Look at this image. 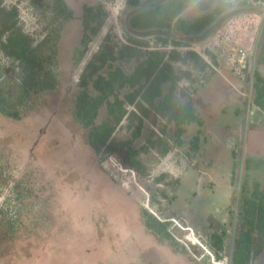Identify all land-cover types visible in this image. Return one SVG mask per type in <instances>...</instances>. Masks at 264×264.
I'll use <instances>...</instances> for the list:
<instances>
[{
    "label": "rangeland",
    "instance_id": "rangeland-1",
    "mask_svg": "<svg viewBox=\"0 0 264 264\" xmlns=\"http://www.w3.org/2000/svg\"><path fill=\"white\" fill-rule=\"evenodd\" d=\"M64 1L74 19L60 32L56 90L44 95L40 106L21 121L0 116V149L12 166L1 178L0 208L11 212L18 206L11 188L25 179L27 185L35 182L36 197L23 207L39 216L34 220L35 233L23 230L13 237L0 216V264H231L234 239L244 229L242 197L255 182L264 190V111L252 102L254 73L264 79V0H232L228 12L187 40L196 43L194 47L165 48L180 53L171 62L175 74L186 73L177 83L174 101L190 95L204 125L199 149L193 152L189 142L197 125L184 126L178 145L173 124L151 112L130 147L139 149L150 131L160 134L164 127L170 149L163 158L152 152L140 155L143 174L126 165L127 147L111 155L94 154L86 130L73 121L70 109L81 70L106 33L121 42L134 36L151 47L157 46V35L166 33L130 29L128 18L138 9H127L125 0ZM98 3L108 16L81 62L74 65L82 6ZM215 3L199 0L181 18L192 21L209 13ZM3 4L17 7L23 30L35 39L56 26L51 23L48 0H3ZM175 40L183 42L179 37ZM202 49L216 56L217 65ZM239 51L245 52L244 58ZM188 52H196L205 66ZM118 64L126 73L135 65L133 61ZM0 68H5L6 79L12 77L10 62L1 56ZM168 88L164 84L163 94ZM105 116L102 107L96 122ZM125 126L123 121L115 136H130ZM142 209L168 224L171 240L158 239L144 227ZM221 231L225 234L218 249L215 238ZM250 264H264V246Z\"/></svg>",
    "mask_w": 264,
    "mask_h": 264
},
{
    "label": "trees",
    "instance_id": "trees-1",
    "mask_svg": "<svg viewBox=\"0 0 264 264\" xmlns=\"http://www.w3.org/2000/svg\"><path fill=\"white\" fill-rule=\"evenodd\" d=\"M199 0H125L129 10H137L128 18V27L139 32H164L155 37L157 46L151 47L146 40L126 36L125 42L114 40L111 33H106L97 50L90 56L81 70L77 80L78 90L74 96L70 115L73 121L86 130V141L94 154H114L125 150L126 165L138 174L145 173L140 155L154 153L158 158L169 152V144L163 134L150 131L145 143L139 149L130 147L140 135L143 121L153 112L155 117L165 119L174 126V138L182 144L181 136L184 126L195 124L197 134L191 138L189 147L197 152L200 146V129L204 122L194 108L190 95H184L181 102H175V90L180 78H186L182 72L177 76L171 64L180 58L172 47H194L196 43L187 41L211 26L223 14L232 8V0H216L213 9L192 21H185L181 14ZM51 23H56L51 31H45L40 39L33 38L23 30L19 12L15 6H5L0 0V56L11 64L12 77L6 79L0 68V116L11 121H21L34 112L41 103V98L56 90L59 70L56 62L58 42L63 26L74 19L73 12L64 0H48ZM108 12L104 5L82 6L79 17L82 34L79 46L72 52L73 64L77 65L84 57L88 44L101 30ZM179 37L183 42L175 40ZM217 65L216 56L204 49L201 50ZM188 54L205 66L196 52ZM135 63L133 70L126 73L119 62ZM253 105L264 111V79L254 73ZM168 84L166 94L163 86ZM104 107L105 119L97 123L99 110ZM126 121L130 136L118 138L116 130ZM249 163L250 160H246ZM11 159L0 149V185L2 177L10 173ZM17 181L11 188L18 206L11 211L0 208L3 217V228L11 237L18 232L34 230V222L39 216L36 212L25 209L36 197L35 182L25 184V179ZM24 184V185H23ZM247 180L241 184L243 192ZM28 186V187H27ZM241 224L244 229L234 239V251L231 264H250L263 250L264 246V190L255 182L248 193L242 197ZM37 215V216H36ZM40 215V214H39ZM39 219V218H38ZM140 219L144 227L158 239L171 240L167 223L160 222L142 209ZM41 222H38V225ZM224 232L215 238V246L221 249ZM216 254V262L220 257Z\"/></svg>",
    "mask_w": 264,
    "mask_h": 264
},
{
    "label": "built area",
    "instance_id": "built-area-1",
    "mask_svg": "<svg viewBox=\"0 0 264 264\" xmlns=\"http://www.w3.org/2000/svg\"><path fill=\"white\" fill-rule=\"evenodd\" d=\"M239 53H240L239 56H241V58H244L246 55L245 52H243V51H239Z\"/></svg>",
    "mask_w": 264,
    "mask_h": 264
}]
</instances>
